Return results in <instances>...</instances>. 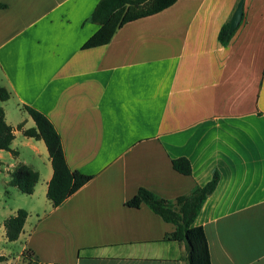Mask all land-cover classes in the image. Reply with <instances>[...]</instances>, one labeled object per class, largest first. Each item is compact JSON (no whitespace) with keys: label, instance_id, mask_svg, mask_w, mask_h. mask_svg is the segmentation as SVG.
<instances>
[{"label":"crops","instance_id":"crops-1","mask_svg":"<svg viewBox=\"0 0 264 264\" xmlns=\"http://www.w3.org/2000/svg\"><path fill=\"white\" fill-rule=\"evenodd\" d=\"M99 0H0L1 101L14 128L0 149V264H186L175 228L140 187L175 200L219 181L194 224L212 264H264V0H245L228 45L219 41L239 0H177L83 48ZM43 112L72 170L92 178L61 205L47 197L53 167L23 109ZM186 157L192 173L173 168ZM20 164L39 173L32 194L8 185ZM28 216L10 241L4 221Z\"/></svg>","mask_w":264,"mask_h":264},{"label":"trees","instance_id":"trees-1","mask_svg":"<svg viewBox=\"0 0 264 264\" xmlns=\"http://www.w3.org/2000/svg\"><path fill=\"white\" fill-rule=\"evenodd\" d=\"M177 0H99L89 21L99 24V29L83 44V48H91L107 44L117 29L125 23L155 14L168 8ZM230 21L224 23L219 31L218 38L221 44L228 45L232 40L235 30H229ZM10 98V92L0 86V100ZM23 109L32 117L35 126L24 128V123L17 125L23 134L36 139L44 140L51 163L53 175L48 184L47 197L54 206L61 205L69 196L85 185L92 175L72 170L66 160L62 140L52 121L40 110L30 105H23ZM14 128L6 122L5 110L0 105V149L11 151L14 155L18 152L11 148L14 139ZM172 165L178 172L190 175L192 165L188 158L177 157L172 160ZM39 181V173L29 166L20 164L11 172L8 185L18 187L26 194H32ZM219 181L216 171L213 178L204 186H195L189 194L181 195L175 200L160 197L153 191L140 187L136 194L126 204L139 207L147 204L151 210L161 216L165 221L174 224L175 228L166 235L167 240L183 241L186 247V264H212L209 242L204 228L195 225L194 221L207 197L214 191ZM28 216L27 210L20 208L4 221L8 240H16ZM0 256V261L4 260Z\"/></svg>","mask_w":264,"mask_h":264},{"label":"water","instance_id":"water-1","mask_svg":"<svg viewBox=\"0 0 264 264\" xmlns=\"http://www.w3.org/2000/svg\"><path fill=\"white\" fill-rule=\"evenodd\" d=\"M244 1L239 0L238 4L231 16L229 30L234 31L240 24L244 14Z\"/></svg>","mask_w":264,"mask_h":264}]
</instances>
